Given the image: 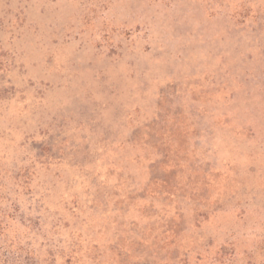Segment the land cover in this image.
<instances>
[{"label":"rangeland","instance_id":"obj_1","mask_svg":"<svg viewBox=\"0 0 264 264\" xmlns=\"http://www.w3.org/2000/svg\"><path fill=\"white\" fill-rule=\"evenodd\" d=\"M0 264H264V0H0Z\"/></svg>","mask_w":264,"mask_h":264}]
</instances>
